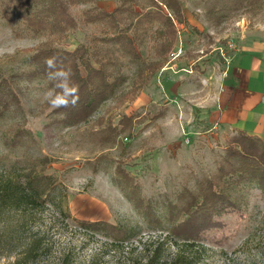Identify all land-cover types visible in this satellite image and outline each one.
<instances>
[{"label": "rangeland", "instance_id": "obj_1", "mask_svg": "<svg viewBox=\"0 0 264 264\" xmlns=\"http://www.w3.org/2000/svg\"><path fill=\"white\" fill-rule=\"evenodd\" d=\"M178 1L185 22L166 63L150 76L144 63L120 58L125 81L114 96L64 127L43 99L48 81L28 75L29 56L51 40L69 51L103 47L96 39L106 25L79 22L58 42L27 28L22 11L3 12L0 0V78L14 92L0 110V186H22L29 172L52 180L35 205L0 199V264H264V186L241 178L236 135L197 112L207 100L200 86L224 58L264 41V0ZM121 2L93 5L109 12ZM91 5L71 13L79 20ZM155 38L156 24L139 48L146 64L164 58ZM99 222L123 237L82 227Z\"/></svg>", "mask_w": 264, "mask_h": 264}, {"label": "trees", "instance_id": "obj_2", "mask_svg": "<svg viewBox=\"0 0 264 264\" xmlns=\"http://www.w3.org/2000/svg\"><path fill=\"white\" fill-rule=\"evenodd\" d=\"M93 2L95 0H3V12L22 11V18L27 28L37 34L46 32L58 42L65 39L68 33L77 30L79 22L103 23L107 27L105 35L96 39L104 45L103 47H96L95 43L79 44L69 51L61 48L60 44L53 45L51 40L29 56L31 70L28 73L29 77L46 79L49 88L52 86L48 79V72L51 69L46 64L49 58H56L57 67L71 70L72 80L79 89L78 103L75 107L57 108L53 111L57 116H62L58 121L64 127H75L86 122L102 103L114 96L117 88L125 81L119 74L123 65L120 58L126 57L136 64L144 63V69L152 76L155 70L166 63V56L172 51L176 40L177 26L185 22L178 0H145L146 4L140 0H122L109 12L93 5ZM89 4L92 5L81 10L79 20L71 13L73 7H85ZM154 24H156L155 39L160 40L155 44V54L164 58L159 62L146 64L140 57L139 48L143 37L151 31ZM140 74L142 78L144 74L141 68L138 70V75ZM148 75L144 78L146 79ZM16 76L18 75L14 77ZM137 88L138 86L135 85L131 92L134 93ZM13 94L10 82L0 78L1 111L7 107L6 99L14 98ZM23 133L18 130L15 136H23ZM234 143H237L239 148L235 152V156L237 155L235 158L244 161L240 166L241 178L264 186V143L243 134L236 135ZM229 156L234 157V152H230ZM248 162L251 163L249 167L244 165ZM51 183L50 176L33 175L29 172L22 186L1 185L0 199L3 204H13V208L17 209L22 208L23 205H35L42 196L50 194ZM213 203L215 206L217 202L213 201L211 205ZM210 225L209 222L208 226ZM82 227L95 231L107 228L105 230L110 231L112 236L122 238L124 235L123 231L118 230L119 228L100 222L91 225L82 224ZM181 229L185 228L181 227Z\"/></svg>", "mask_w": 264, "mask_h": 264}, {"label": "crops", "instance_id": "obj_3", "mask_svg": "<svg viewBox=\"0 0 264 264\" xmlns=\"http://www.w3.org/2000/svg\"><path fill=\"white\" fill-rule=\"evenodd\" d=\"M228 56L214 79L208 72L202 75L212 82L200 86L207 100L197 110L198 120L221 132L264 143V41L244 42Z\"/></svg>", "mask_w": 264, "mask_h": 264}, {"label": "clouds", "instance_id": "obj_4", "mask_svg": "<svg viewBox=\"0 0 264 264\" xmlns=\"http://www.w3.org/2000/svg\"><path fill=\"white\" fill-rule=\"evenodd\" d=\"M49 69L48 79L52 86L44 92L43 99L52 109L75 107L79 100V89L72 80L71 70L57 67L56 58L46 61Z\"/></svg>", "mask_w": 264, "mask_h": 264}, {"label": "built area", "instance_id": "obj_5", "mask_svg": "<svg viewBox=\"0 0 264 264\" xmlns=\"http://www.w3.org/2000/svg\"><path fill=\"white\" fill-rule=\"evenodd\" d=\"M228 55H227V57L226 58H224V61H225V63H227L228 62Z\"/></svg>", "mask_w": 264, "mask_h": 264}]
</instances>
